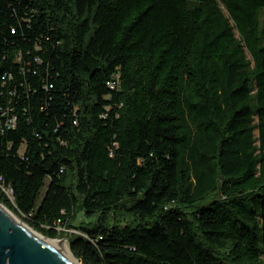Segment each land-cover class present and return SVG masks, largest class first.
I'll use <instances>...</instances> for the list:
<instances>
[{
  "label": "trees",
  "instance_id": "obj_1",
  "mask_svg": "<svg viewBox=\"0 0 264 264\" xmlns=\"http://www.w3.org/2000/svg\"><path fill=\"white\" fill-rule=\"evenodd\" d=\"M263 11L0 0V203L82 264H264Z\"/></svg>",
  "mask_w": 264,
  "mask_h": 264
},
{
  "label": "water",
  "instance_id": "obj_2",
  "mask_svg": "<svg viewBox=\"0 0 264 264\" xmlns=\"http://www.w3.org/2000/svg\"><path fill=\"white\" fill-rule=\"evenodd\" d=\"M3 206L0 203V264H74L16 223Z\"/></svg>",
  "mask_w": 264,
  "mask_h": 264
},
{
  "label": "bare ground",
  "instance_id": "obj_3",
  "mask_svg": "<svg viewBox=\"0 0 264 264\" xmlns=\"http://www.w3.org/2000/svg\"><path fill=\"white\" fill-rule=\"evenodd\" d=\"M3 209H5V211H7V213L13 218V220L24 226L26 228L27 231H29V233H31V235H33L35 238L45 242L46 244H48L49 246H51L52 248H54L56 251H58L60 254H62L65 258H67L68 260H70L72 263L74 264H82L80 261H78L69 251L67 245L65 243H63L62 241L56 240V239H49L45 236H43L42 234L38 233L37 231L33 230L32 228H30L27 224H25L23 221H21L13 212H11L9 209H7L6 207L3 206Z\"/></svg>",
  "mask_w": 264,
  "mask_h": 264
},
{
  "label": "rangeland",
  "instance_id": "obj_4",
  "mask_svg": "<svg viewBox=\"0 0 264 264\" xmlns=\"http://www.w3.org/2000/svg\"><path fill=\"white\" fill-rule=\"evenodd\" d=\"M222 10L224 11L225 14H228L226 9L223 7V5L221 4L220 5ZM261 24H262V27L264 28V11L262 12V16H261ZM236 36H238L237 32H236ZM247 56L249 57V55L247 54ZM5 206V205H4ZM6 207V206H5ZM7 208V207H6ZM8 209V208H7ZM12 212V211H11ZM16 215V214H15ZM17 216V215H16ZM18 217V216H17ZM21 221H23L20 217H18ZM87 218H85V216L83 215L82 211H78L77 212V216L75 217V219L73 220L74 224H79L83 221H86ZM24 222V221H23ZM25 223V222H24ZM26 224V223H25ZM70 232H72L70 230ZM39 233V232H38ZM56 240H59V241H62L63 243H65L68 247V236L67 235H64L62 238L60 239H56ZM69 249V247H68Z\"/></svg>",
  "mask_w": 264,
  "mask_h": 264
},
{
  "label": "built area",
  "instance_id": "obj_5",
  "mask_svg": "<svg viewBox=\"0 0 264 264\" xmlns=\"http://www.w3.org/2000/svg\"><path fill=\"white\" fill-rule=\"evenodd\" d=\"M2 190H3L7 195L10 194V189H9V188H5V187H3ZM71 231H72V232H76V233H78V231H76V230H71Z\"/></svg>",
  "mask_w": 264,
  "mask_h": 264
}]
</instances>
